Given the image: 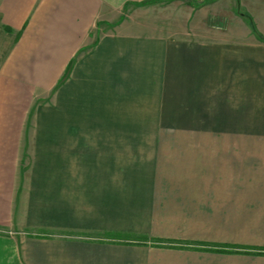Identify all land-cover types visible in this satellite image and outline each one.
<instances>
[{"label": "crops", "instance_id": "obj_1", "mask_svg": "<svg viewBox=\"0 0 264 264\" xmlns=\"http://www.w3.org/2000/svg\"><path fill=\"white\" fill-rule=\"evenodd\" d=\"M146 1L0 0V264H264V145L154 171L163 106L264 89V0Z\"/></svg>", "mask_w": 264, "mask_h": 264}, {"label": "rangeland", "instance_id": "obj_2", "mask_svg": "<svg viewBox=\"0 0 264 264\" xmlns=\"http://www.w3.org/2000/svg\"><path fill=\"white\" fill-rule=\"evenodd\" d=\"M151 1L154 0H147L146 3ZM192 2L194 12L203 9L211 12L212 19L208 25L205 23V27L210 26L220 33L227 27L230 29L237 27L244 31L240 23L234 21V18L238 20L236 15L239 12L234 16L224 13L230 6L228 0H193ZM195 30L199 29L193 31ZM195 33L193 32V37L196 36ZM226 84L232 86L233 82L226 80L224 85ZM209 92L212 95L200 98L201 102L206 101L209 102L208 104L187 106L186 109L191 111L184 114L165 113L168 107L170 109L173 106L162 107L164 113L161 115L160 127L167 131L162 133L165 135L160 138L159 149L154 152L158 158L154 170L157 176L191 175L190 172L185 173L176 167V160H183L185 149L188 147L194 146L192 150L209 151L210 156L220 154V168H222V165L228 163V158L232 160L236 157V160H241V156L252 155L244 153L248 146L264 145V89L223 88L220 82V88H209ZM180 117L183 119H178ZM203 146H208L209 150ZM217 150H220V153H217ZM202 155H205V152ZM238 162L237 166L245 165L243 161ZM231 166L233 168V162L228 167ZM228 167H225L228 172L220 171L225 173H220V176L232 175ZM81 237L86 238V236Z\"/></svg>", "mask_w": 264, "mask_h": 264}, {"label": "trees", "instance_id": "obj_3", "mask_svg": "<svg viewBox=\"0 0 264 264\" xmlns=\"http://www.w3.org/2000/svg\"><path fill=\"white\" fill-rule=\"evenodd\" d=\"M248 18H249V22H250V25H251V27H252V30H253V32L255 33V34H257V36L261 39V40H263L264 41V35L262 34V33H260V31L258 30V28H257V26H256V24H255V22H254V20L252 19V17L251 16H248ZM69 70H70V68H69ZM69 72H67L66 73V75H65V77L67 76V74H68ZM64 77V78H65ZM169 243H175V242H169ZM178 244H180L181 245V247L183 248V247H188V245H195L196 247H201L202 249H207V250H212V251H223V252H231V251H234L233 249H226V248H215V246L213 245V244H200V245H198V244H194V243H192V242H178ZM159 245H161V244H159ZM167 246H172V245H170V244H166ZM236 251V250H235Z\"/></svg>", "mask_w": 264, "mask_h": 264}]
</instances>
